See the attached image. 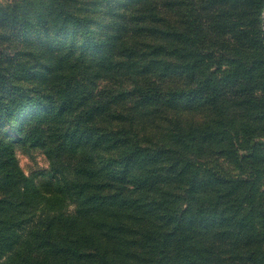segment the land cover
I'll return each instance as SVG.
<instances>
[{
  "label": "trees",
  "instance_id": "obj_1",
  "mask_svg": "<svg viewBox=\"0 0 264 264\" xmlns=\"http://www.w3.org/2000/svg\"><path fill=\"white\" fill-rule=\"evenodd\" d=\"M77 2H0V42L8 33L26 35L35 21L62 34L83 26L85 38L87 17ZM214 2L264 7V0ZM206 17H214L210 8ZM195 18L172 34L176 55L155 62L158 74L178 71V79L152 81L136 70L137 60H127L132 49L100 62L110 76L128 71L135 100L163 112L161 148L134 135L128 141L130 129L119 127L113 135L124 147L105 161L108 172L90 151L78 158L75 151H45L48 168L26 174L13 141L0 142V264H264V23L234 17L237 30L250 34L231 47L223 68L202 51L203 22ZM256 26L258 33L251 31ZM91 41L83 43L96 48ZM10 64H21L18 55L0 49V91L11 83ZM52 66L63 74L62 61ZM75 72L59 79L61 89ZM178 95L200 96L204 117L191 120L176 110ZM34 105L27 93L0 98V116L31 113ZM40 134L33 126L20 143L41 146Z\"/></svg>",
  "mask_w": 264,
  "mask_h": 264
},
{
  "label": "rangeland",
  "instance_id": "obj_2",
  "mask_svg": "<svg viewBox=\"0 0 264 264\" xmlns=\"http://www.w3.org/2000/svg\"><path fill=\"white\" fill-rule=\"evenodd\" d=\"M4 1L7 0H0ZM210 1L78 0L77 5H83L81 15L87 17L85 38L83 26L62 34L54 27H44L40 21H35L36 26L26 35L16 33L12 39L8 33L1 40L0 49L5 54H17L21 64L9 65L11 83L8 89L0 91V98L6 101L12 95L27 93L35 105L32 114L25 111L18 116H0L2 145L13 141L17 163L26 174L48 168L45 151H75V158L90 151V156L108 172L112 164L105 165V161L124 147L115 142L113 135L119 127L130 129L128 141H131L130 135H134L141 144L152 149L161 148L166 123L163 112L135 100L136 94L131 89L133 76L128 71L117 77L110 76L102 70L104 65L100 62L107 56L125 57L132 49L127 60H137L136 70L152 74V81L164 85L169 75L175 78L178 71L158 74L160 68L156 69L155 62L176 55L171 46L172 34L180 31L194 16L197 23L203 22L197 27L199 41L204 40L202 51L208 57L220 60L225 68L231 47L243 34H250L237 30L241 22L234 17L239 14L245 19L254 16L255 21L260 17L264 23V7L260 10L251 2L243 7L229 6L215 0L213 7H209ZM209 8L214 12L211 22L206 21ZM38 27L40 29L36 30ZM254 29L256 33L260 31L259 26L252 27L251 31ZM87 37L98 43L96 48L83 43ZM133 43L136 46H131ZM55 60L62 61L60 71L63 74L53 70ZM148 60L154 63H143ZM67 71H76L75 77L64 85L63 90L59 79ZM175 100L176 110H181L189 119L200 121L204 117V106L197 105L201 104L200 96L187 101L178 95ZM89 107L90 113L87 112ZM33 126H38L41 132L44 141L41 146L20 143L21 138L29 137L27 132ZM72 207V204L68 205L69 209Z\"/></svg>",
  "mask_w": 264,
  "mask_h": 264
}]
</instances>
